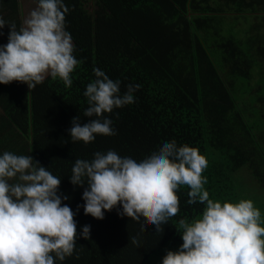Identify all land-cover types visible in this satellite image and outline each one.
<instances>
[{"label": "trees", "instance_id": "obj_1", "mask_svg": "<svg viewBox=\"0 0 264 264\" xmlns=\"http://www.w3.org/2000/svg\"><path fill=\"white\" fill-rule=\"evenodd\" d=\"M90 1L93 11L89 0H64L65 27L79 61L72 84L47 75L7 102L6 114L22 133L20 154L61 177L59 191L69 197L62 203L74 211L81 205L77 232L90 225L89 238L79 237L59 264H160L166 250L182 243L179 219L197 217L203 203H185L188 188L181 186L178 211L159 232L147 222L141 228L143 213L138 219L113 208L97 219L83 212L84 186L70 183L71 166L95 151L139 157L175 139L206 157L209 198L237 202L235 174L245 167L258 184L264 180V0ZM93 67L120 79L121 92L130 83L140 87L133 103L104 114L114 135L71 141V118L89 119L83 91L95 78ZM261 221L264 226L262 212Z\"/></svg>", "mask_w": 264, "mask_h": 264}, {"label": "clouds", "instance_id": "obj_2", "mask_svg": "<svg viewBox=\"0 0 264 264\" xmlns=\"http://www.w3.org/2000/svg\"><path fill=\"white\" fill-rule=\"evenodd\" d=\"M64 0H35L22 25L9 26L7 42L0 44V83H41L45 75L72 84L71 73L79 63L66 29ZM2 34V33H0ZM94 79L85 85L87 106L81 123L71 118L67 129L71 141L84 143L97 134L114 135L112 120L105 113L134 102L139 84H127L121 92L120 79H111L93 67ZM206 157L198 148L175 139L161 140L143 155L121 156L113 149L95 151L91 159L76 158L68 175L81 193L83 212L102 219L116 208L117 215L130 213L154 225L155 232L179 208L177 190L187 186L185 203H203L201 213L190 221L180 218L182 243L168 249L160 264H264V226L260 209L251 199L230 202L209 198L202 175ZM61 177L52 174L31 155L0 152V264H59L73 254L79 237L90 236V225L77 232L74 211L62 201L69 197L59 191ZM118 205V207H117ZM138 241L136 233H129Z\"/></svg>", "mask_w": 264, "mask_h": 264}, {"label": "crops", "instance_id": "obj_3", "mask_svg": "<svg viewBox=\"0 0 264 264\" xmlns=\"http://www.w3.org/2000/svg\"><path fill=\"white\" fill-rule=\"evenodd\" d=\"M93 1L89 0L88 9L93 11ZM35 7V0H0V17L6 23H15L17 28L22 25L29 11ZM9 26L0 29V44L7 42ZM47 75H45L46 77ZM26 83L12 81L7 84L0 83V152L7 150L20 154L22 144V133L14 125L13 121L6 114L7 102H16L24 93L29 91ZM28 95V94H27ZM28 101V100H27Z\"/></svg>", "mask_w": 264, "mask_h": 264}, {"label": "rangeland", "instance_id": "obj_4", "mask_svg": "<svg viewBox=\"0 0 264 264\" xmlns=\"http://www.w3.org/2000/svg\"><path fill=\"white\" fill-rule=\"evenodd\" d=\"M235 177L240 199H251L254 206L264 214V180L258 184L247 167L239 170Z\"/></svg>", "mask_w": 264, "mask_h": 264}]
</instances>
